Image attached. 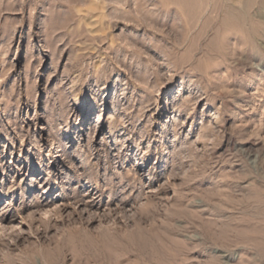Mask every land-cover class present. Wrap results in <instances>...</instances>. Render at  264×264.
<instances>
[{
    "label": "rangeland",
    "instance_id": "1",
    "mask_svg": "<svg viewBox=\"0 0 264 264\" xmlns=\"http://www.w3.org/2000/svg\"><path fill=\"white\" fill-rule=\"evenodd\" d=\"M95 1L103 24L92 0H0V264L136 224L151 264H264V0L209 53L216 0L185 1L179 47L173 20L126 17L141 0Z\"/></svg>",
    "mask_w": 264,
    "mask_h": 264
},
{
    "label": "bare ground",
    "instance_id": "2",
    "mask_svg": "<svg viewBox=\"0 0 264 264\" xmlns=\"http://www.w3.org/2000/svg\"><path fill=\"white\" fill-rule=\"evenodd\" d=\"M185 1L186 0H158V3L161 5V8L163 9L161 10L158 9L157 11L154 9L150 11H146L144 9L147 8L146 3L148 2L145 0H141L137 2L134 7L132 5L131 10L133 9L132 10L133 12L132 11H124V12L127 15V16L125 15L126 17H129L133 19L134 21H139L138 19L139 16L137 12L142 14L141 16H144L146 19L148 18V19H151V21L160 22L162 24H169V22L173 20L174 21L173 26L180 24L182 28L181 30H177V31L174 29L179 35V39L177 40V43H175V45L177 47L185 46L187 42V34H188L187 31H189L190 29V26H189L190 24H188L187 18H186ZM237 3H238L237 0H227L225 4H223L219 0L214 1V4L212 5L211 10L208 9V11L210 10V12L217 14V16H220V14L223 12L224 13L223 16L225 18L223 17V19L220 20V22L215 23L214 28H213L214 30L213 36L211 38H209L208 40H207V37L203 39L204 37L203 35L199 39L198 46L200 47L201 51L203 50L205 53H209L210 51L215 49L213 39L216 38V36L222 33L225 29L231 30V31H233L234 29H238L239 31L240 30L243 31V24L241 22L242 20H236V17L238 16V17L244 18L245 15L247 14V11L244 8H240L237 5ZM90 7L91 9H94L98 12L97 13L98 18L95 20H91V21L88 18L87 21L89 25L98 24V23L103 24L102 21L106 14L104 13L105 4L102 3L99 5L97 4L95 0H92V4ZM178 15L182 17V19H180V23L175 22L177 19L176 16ZM114 23L115 22L111 24L113 25ZM144 23L145 22L141 24L143 25ZM205 32H208V30L207 31L205 30ZM110 41L111 43H114L115 38L111 36ZM133 52L135 53L136 51H133ZM136 175L137 174H135V171L133 175L128 174L129 178L136 177ZM46 192L47 191L44 190L43 193H46ZM124 202L127 203L128 200H124L123 203ZM0 203H4L2 199L0 200ZM151 210L153 212H156L157 208L153 207ZM95 213L94 214L90 213L89 217L87 218V222L94 223L95 221H97V216H96L97 213L96 215ZM135 226L136 227L134 229L130 230L127 233H125L126 232L125 230H123L122 232V230L119 227L113 228L109 226L108 227L99 226L96 230H91V231L76 229L73 231L72 234H75L77 237L76 243L78 245L77 246L78 250L72 249L71 239H70V242H67L66 240L58 242L57 243V247L59 250L58 257L54 262H50L48 264H65V258L66 257L68 258L69 255L73 256L76 264H124L126 262L129 263L131 261V257L133 256L136 259L141 260L142 263L151 264L155 259V255L152 252H149L147 249L142 248L143 246H139L134 241L135 239L138 241L142 239L140 237L142 234H145L146 229L142 227L141 224H136ZM139 243L141 244V241H139ZM162 248L164 247L162 246ZM137 264H138V261H137Z\"/></svg>",
    "mask_w": 264,
    "mask_h": 264
}]
</instances>
